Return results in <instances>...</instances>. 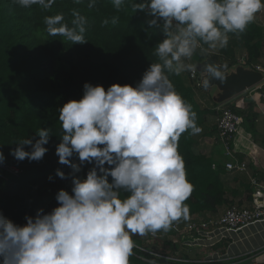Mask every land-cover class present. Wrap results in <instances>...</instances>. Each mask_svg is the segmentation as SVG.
Returning <instances> with one entry per match:
<instances>
[{
  "label": "clouds",
  "instance_id": "clouds-1",
  "mask_svg": "<svg viewBox=\"0 0 264 264\" xmlns=\"http://www.w3.org/2000/svg\"><path fill=\"white\" fill-rule=\"evenodd\" d=\"M82 0H75L80 4ZM24 8L49 9L55 0H14ZM119 10L124 0H112ZM96 0H88L92 8ZM136 11L148 10L158 26L163 20L165 39L156 45L158 63H151L135 86L84 84L80 100L59 109L61 142L59 163L74 172L85 162L95 163L86 179L72 177L71 193L58 191L50 213L38 210L19 226L0 214V264H129L133 236L168 231L174 221L189 218L184 202L193 186L178 151L182 133L196 125V113L178 94L167 72L190 71L185 63L202 42L212 48L228 45V33H243L264 9V0H141ZM69 27L62 13L44 18L46 31L73 44L86 42V18L73 10ZM117 22L113 18L112 23ZM107 24L108 21H103ZM211 78L224 80L221 68L208 65ZM39 139L18 142L10 154L17 160H41L48 151L50 131L39 129ZM25 146H31L30 151ZM103 146V147H100ZM78 155L80 164L70 159ZM5 156L0 151V163ZM115 165L105 168L104 165ZM66 178L61 170L56 171ZM112 177V182L108 180ZM51 179V177H49ZM126 193L123 198L121 192Z\"/></svg>",
  "mask_w": 264,
  "mask_h": 264
},
{
  "label": "trees",
  "instance_id": "trees-1",
  "mask_svg": "<svg viewBox=\"0 0 264 264\" xmlns=\"http://www.w3.org/2000/svg\"><path fill=\"white\" fill-rule=\"evenodd\" d=\"M140 2L124 0L117 10L112 0H96L92 8L87 6L88 0L80 4L75 0H55L49 9H43L39 5L24 8L14 0H0V151L5 156L3 163L23 170L19 177L5 174L0 178V214L13 223L24 226L26 217L34 219L41 209L42 214L50 213L59 206L56 200L59 190L72 194L73 176L86 179L87 173L97 167L94 162H85L79 172H74L70 166L59 163L56 155L62 135L59 109L70 100H80L85 83L103 86L105 91L113 84L135 87L150 64L160 62L155 52L156 45L165 39L163 20H158V26H150L148 22L154 17L147 9L136 11L134 7ZM74 9L86 18L83 44H73L63 36H52L46 31L44 18L58 13H62L64 22L72 27ZM113 18L117 20L115 24ZM105 20L107 24L103 23ZM263 36V30L250 23L243 33H228V45L219 47L216 54H207L205 51L210 46L201 42L203 50L196 49L192 56L198 60L210 57L233 67L237 65L236 54L241 51L247 54L249 66L261 57ZM166 75L175 91L196 113V125L201 129L208 118L215 115L196 99V93L201 90L189 84L185 71L180 75L166 71ZM226 105L246 122L243 110ZM245 122L242 125L245 126ZM40 128L50 131L44 157L39 161L15 159L11 150L24 139L30 138L35 143ZM194 136L189 129L178 140L186 176L193 186L190 197L184 202L189 207V218H181L183 221L232 206L224 190L222 173L212 170L208 157L195 153ZM25 150L30 151L31 146H25ZM70 159L80 164L77 154ZM114 166L104 165L105 168ZM58 169L66 178L56 175ZM97 172L103 174L99 167ZM108 180L111 183L112 177L108 176ZM125 195L122 191L121 197ZM158 232L163 233V230ZM133 240L141 242L140 238L133 237ZM170 244L164 242L165 246ZM157 261L153 256L134 250L129 257V264H156Z\"/></svg>",
  "mask_w": 264,
  "mask_h": 264
},
{
  "label": "built area",
  "instance_id": "built-area-1",
  "mask_svg": "<svg viewBox=\"0 0 264 264\" xmlns=\"http://www.w3.org/2000/svg\"><path fill=\"white\" fill-rule=\"evenodd\" d=\"M256 26L264 30V9L256 14L255 20L252 22ZM197 50H203L201 43ZM207 54H216L210 49L205 51ZM188 64H191L190 59H186ZM237 64L247 66L248 57L244 53L235 59ZM193 66V65H192ZM254 70L264 74V68L258 64H250ZM186 79L192 87L200 86L198 73L194 67L190 71H185ZM256 93L264 91V81L252 89ZM215 113V129L216 137L220 146L223 148L224 156L230 161L223 165L226 172H244L247 173V165L243 162H238L233 156L232 144L237 136L240 135L242 118L234 113L226 104L212 107ZM248 139V138H247ZM245 139L248 144L249 140ZM213 171H218L217 165L212 164ZM23 170L15 165L0 163V178L5 177V174L19 177ZM250 183L253 186L251 194V207H227L219 217H207L199 219V216H193L188 221L181 223L174 221L168 231L147 233L144 236L134 235L135 238H140L141 242L134 241L135 251L144 252L158 259L156 264H214L219 263L220 254L216 250H212L210 254L199 260V247L213 248L222 244L226 239L231 238L234 234L241 232L244 228L251 224L264 221V185L260 184L255 177H250ZM173 234L172 245L165 246L164 242H168L166 233ZM184 240L190 248L185 252V256L178 255V241ZM171 243V242H169ZM188 250V249H187ZM181 252V250H179ZM184 253V252H183ZM145 260V259H144Z\"/></svg>",
  "mask_w": 264,
  "mask_h": 264
},
{
  "label": "crops",
  "instance_id": "crops-1",
  "mask_svg": "<svg viewBox=\"0 0 264 264\" xmlns=\"http://www.w3.org/2000/svg\"><path fill=\"white\" fill-rule=\"evenodd\" d=\"M209 49L211 50V47ZM217 52L215 51L214 53ZM253 64H258L264 68V36L261 57L254 61ZM197 94L199 96V104L212 110L214 104L210 101L208 90H201ZM229 104L234 105L239 110H243L244 118L248 120V122L247 120L245 122L243 117L240 116L242 121L245 122V126L241 125L240 135L235 138L232 144L234 158L238 162L246 163L247 173L224 171L223 165L228 163L230 159L224 156L223 148L217 141L215 115L208 118L201 131L195 134L194 151L205 155L212 161V164L217 165L222 173L221 177L225 184L224 190L228 198L232 200V206L250 208L251 194L254 188L249 178L255 177L260 184L264 185V91L256 93L251 89L243 95L232 99ZM250 104L252 108H249ZM245 139L249 140L248 144ZM227 207H220L216 213L207 212L197 216H199V219L210 216L216 218ZM179 222L184 223L185 221L180 219ZM165 239L171 242L172 245L173 234L167 232ZM177 243L180 246L179 250H183L184 253L189 251V255L191 254L190 248L184 240ZM216 249L220 254V260L219 263L214 264H264V221L249 225L217 247L211 249L199 247V250H197L199 252V260Z\"/></svg>",
  "mask_w": 264,
  "mask_h": 264
},
{
  "label": "water",
  "instance_id": "water-1",
  "mask_svg": "<svg viewBox=\"0 0 264 264\" xmlns=\"http://www.w3.org/2000/svg\"><path fill=\"white\" fill-rule=\"evenodd\" d=\"M190 61L198 73L199 90L210 89L211 101L216 106L229 103L232 99L255 88L264 81V74L254 70L251 66L237 64L228 67L217 63L210 57L197 60L192 56ZM210 64L221 68L224 76L223 82L209 76L206 68Z\"/></svg>",
  "mask_w": 264,
  "mask_h": 264
},
{
  "label": "rangeland",
  "instance_id": "rangeland-1",
  "mask_svg": "<svg viewBox=\"0 0 264 264\" xmlns=\"http://www.w3.org/2000/svg\"><path fill=\"white\" fill-rule=\"evenodd\" d=\"M218 48H219V46H217L216 48H212V47H211V51H212V52L218 51ZM242 53H243V52L238 51L237 54H236V57L240 56ZM194 58L198 60V58H196V57H194ZM234 66H235V65H234ZM205 90H208V89H205ZM208 92H209V95H210V101H211V90L209 89ZM242 95H243V94H242ZM240 96H241V95H240ZM196 99L199 100V96H198V94L196 95ZM211 102H212V101H211ZM207 106L209 107L208 104H207ZM176 253H177L178 255L185 256V253H183V250H181V252L178 250Z\"/></svg>",
  "mask_w": 264,
  "mask_h": 264
}]
</instances>
